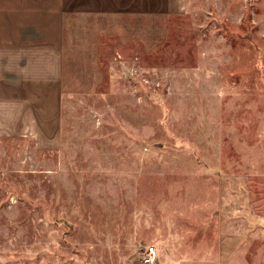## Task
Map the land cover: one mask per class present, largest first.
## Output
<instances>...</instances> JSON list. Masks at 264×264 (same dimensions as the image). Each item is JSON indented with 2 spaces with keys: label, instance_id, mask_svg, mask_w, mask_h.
<instances>
[{
  "label": "rangeland",
  "instance_id": "obj_1",
  "mask_svg": "<svg viewBox=\"0 0 264 264\" xmlns=\"http://www.w3.org/2000/svg\"><path fill=\"white\" fill-rule=\"evenodd\" d=\"M27 1L0 38L58 27L59 144L0 138V264H264V0Z\"/></svg>",
  "mask_w": 264,
  "mask_h": 264
},
{
  "label": "crops",
  "instance_id": "obj_2",
  "mask_svg": "<svg viewBox=\"0 0 264 264\" xmlns=\"http://www.w3.org/2000/svg\"><path fill=\"white\" fill-rule=\"evenodd\" d=\"M112 1L114 10L121 8V0ZM57 28L47 33L43 27H12L0 38V138L33 137L52 149L59 144L62 46ZM235 244L234 237L226 239L219 264H227Z\"/></svg>",
  "mask_w": 264,
  "mask_h": 264
},
{
  "label": "built area",
  "instance_id": "obj_3",
  "mask_svg": "<svg viewBox=\"0 0 264 264\" xmlns=\"http://www.w3.org/2000/svg\"><path fill=\"white\" fill-rule=\"evenodd\" d=\"M143 264H155V251L154 247L149 246L146 248L143 256H142Z\"/></svg>",
  "mask_w": 264,
  "mask_h": 264
}]
</instances>
